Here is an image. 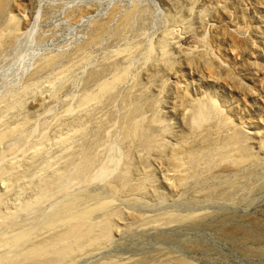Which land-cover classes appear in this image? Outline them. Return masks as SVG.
I'll return each mask as SVG.
<instances>
[{
	"label": "rangeland",
	"instance_id": "374dc122",
	"mask_svg": "<svg viewBox=\"0 0 264 264\" xmlns=\"http://www.w3.org/2000/svg\"><path fill=\"white\" fill-rule=\"evenodd\" d=\"M0 8V264H264V0Z\"/></svg>",
	"mask_w": 264,
	"mask_h": 264
},
{
	"label": "bare ground",
	"instance_id": "6f19581e",
	"mask_svg": "<svg viewBox=\"0 0 264 264\" xmlns=\"http://www.w3.org/2000/svg\"><path fill=\"white\" fill-rule=\"evenodd\" d=\"M4 2H5V0H4ZM2 5L3 4H5V3H1ZM4 6V5H3ZM2 7V6H1ZM1 9V8H0ZM1 12V11H0ZM13 28H16V25L15 24H13ZM1 33V32H0ZM113 84H111V85H108L107 86V88H110L111 86H112ZM204 117V114H203V112L202 113H200V115L198 116V118H197V120L198 121H200L201 119H204L203 118ZM17 129H13V130H11L10 132H9V135L10 136H13V135H15L16 133H17ZM179 160H180V157L178 156V155H174L173 157H172V162H173V164H174V168L177 170V169H179L180 168V162H179ZM82 198V197H81ZM76 198H74V200H75ZM80 199V198H79ZM77 200V199H76ZM85 200V199H84ZM71 202L73 201V200H70ZM70 201H66L67 203H69ZM80 201V200H79ZM110 201V200H109ZM77 204H78V201H75ZM83 202V201H82ZM81 201L79 202V203H81V204H83V206H84V202L82 203ZM75 203V204H76ZM74 204V205H75ZM78 205H80V204H78ZM96 205H97V207H96ZM95 205V207H96V209H103V208H105V207H107L108 205H107V203L106 202H103V201H99V202H97V204ZM64 206V205H63ZM72 206V205H71ZM71 206H68L66 209H65V211L64 212H66V218L65 219H67V220H69V221H76V225H74V227H72V229H71V231L70 232H67L62 238H60V239H58L57 241H65V240H67L68 238H70L72 235H74L75 233H77L76 232V229L77 230H80V231H78V233H80L81 231H83V229L85 228V224H86V220H88L87 219V216H89L88 214L92 211V210H90V209H86V210H84V208H81L82 206H79L81 209H80V211L83 209L84 211H82V212H79V211H77L76 209H77V207H76V209L75 208H73V207H71ZM55 209V208H54ZM61 209V208H60ZM96 209H93V210H96ZM53 213H55V214H57L55 211H53ZM55 214H54V216H50V218L52 217V218H57L56 216H58V215H61V214H58V215H56L55 216ZM63 214V213H62ZM49 220V219H48ZM53 220V219H52ZM58 220H59V218H58ZM61 220V219H60ZM63 220V219H62ZM50 222V221H49ZM49 222L47 223V224H49ZM58 222H60V221H58ZM52 223V222H51ZM53 223H54V221H53ZM55 223H56V221H55ZM65 223V222H64ZM39 224V223H38ZM37 225V224H36ZM33 228L34 227H32V231H33ZM38 228V227H37ZM30 229V228H29ZM31 231V230H30ZM31 235V233L29 232V230H22L20 233H18L13 239H12V242H13V245H14V247L16 248V247H19L20 245H23L25 242H28L27 241V239H29V236ZM89 234V233H88ZM83 236V235H82ZM32 237V236H31ZM31 239V238H30ZM46 242V241H45ZM56 242V241H55ZM55 242H52V244H54ZM27 244V243H26ZM52 244H50V245H52ZM29 245V244H28ZM24 246V245H23ZM22 246V247H23ZM14 247H13V249H14ZM25 247V246H24ZM26 248V247H25ZM21 249V248H20ZM48 250H49V246L48 245H46V244H40V245H38V246H35L31 251H30V253H32V256H40V255H43V254H45V253H47L48 252ZM69 250H71V248L69 249ZM19 251V250H18ZM16 254H17V252H15ZM19 253V252H18ZM60 253H62V251L60 252ZM4 255V257H5V254H3ZM9 256V255H8ZM1 257V256H0ZM6 258V257H5ZM21 258V257H20ZM1 259V258H0ZM28 260V259H27Z\"/></svg>",
	"mask_w": 264,
	"mask_h": 264
}]
</instances>
